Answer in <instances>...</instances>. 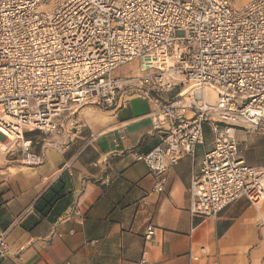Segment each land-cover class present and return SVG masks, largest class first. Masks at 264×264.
Returning a JSON list of instances; mask_svg holds the SVG:
<instances>
[{
    "label": "built area",
    "instance_id": "built-area-1",
    "mask_svg": "<svg viewBox=\"0 0 264 264\" xmlns=\"http://www.w3.org/2000/svg\"><path fill=\"white\" fill-rule=\"evenodd\" d=\"M240 1L0 0V151L35 165L27 131L60 134L84 107L115 109L139 95L158 104L160 142L136 155L155 192L205 144L207 127L213 146L191 184L192 218L263 202L264 170L241 156L236 130L264 127V0ZM131 63L137 74H117ZM154 234L148 227L145 239ZM10 256L1 234L0 259Z\"/></svg>",
    "mask_w": 264,
    "mask_h": 264
},
{
    "label": "crops",
    "instance_id": "crops-1",
    "mask_svg": "<svg viewBox=\"0 0 264 264\" xmlns=\"http://www.w3.org/2000/svg\"><path fill=\"white\" fill-rule=\"evenodd\" d=\"M157 109L130 95L115 109L80 110L60 134L27 131L35 165L0 153V235L11 248L0 264H264V201L243 198L192 218L191 184L213 146L207 127L205 144L169 171L163 193L154 191L136 155L160 142ZM236 139L246 163L264 170V127L239 128Z\"/></svg>",
    "mask_w": 264,
    "mask_h": 264
},
{
    "label": "rangeland",
    "instance_id": "rangeland-1",
    "mask_svg": "<svg viewBox=\"0 0 264 264\" xmlns=\"http://www.w3.org/2000/svg\"><path fill=\"white\" fill-rule=\"evenodd\" d=\"M245 2V0L241 1L239 4H243ZM139 71V68H138V64L137 63H131L129 65H126L124 67H122L121 69H119L117 71V74H121V75H132V74H137ZM164 98H167V96H164ZM94 108V106H87V107H84L83 109L85 108ZM96 108V107H95ZM78 114V113H77ZM76 114V115H77ZM75 115V116H76ZM75 120V119H74ZM0 153H7V152H3V151H0Z\"/></svg>",
    "mask_w": 264,
    "mask_h": 264
},
{
    "label": "bare ground",
    "instance_id": "bare-ground-1",
    "mask_svg": "<svg viewBox=\"0 0 264 264\" xmlns=\"http://www.w3.org/2000/svg\"><path fill=\"white\" fill-rule=\"evenodd\" d=\"M241 2V1H240ZM208 91V94L210 95L208 98H209V101L211 102V103H213V102H215V92H214V90L213 89H208L207 90ZM4 147L5 146H3L2 147V150L1 151H3V149H4Z\"/></svg>",
    "mask_w": 264,
    "mask_h": 264
}]
</instances>
